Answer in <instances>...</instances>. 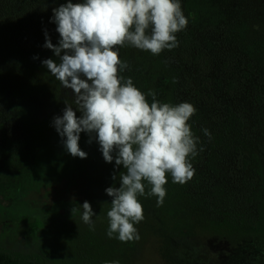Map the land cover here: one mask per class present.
<instances>
[{
  "label": "trees",
  "instance_id": "obj_1",
  "mask_svg": "<svg viewBox=\"0 0 264 264\" xmlns=\"http://www.w3.org/2000/svg\"><path fill=\"white\" fill-rule=\"evenodd\" d=\"M66 2L0 0V153L11 166L25 164L54 126L53 119L37 120L35 104L44 88L56 84L74 101V92L43 64L46 59L59 62L53 50L44 46L46 33L53 44L60 39L57 25L48 27L46 18ZM28 5L37 8V17L23 30L17 11ZM181 5L188 25L176 34L179 46L159 55L129 45L120 47V59L129 55L132 60L130 70L121 74L135 77L140 70L141 75L146 71L136 81H148L146 95L152 92L161 102L195 106L189 121L199 137L198 154L191 159L195 175L187 183H172L181 197L206 215L207 227L219 233L264 234V59L251 53L237 15L218 7L214 10L209 0H181ZM232 56L244 62L239 72L232 69ZM8 74L15 81L4 88L2 80ZM147 99L151 103L153 97L147 95ZM185 262L194 264L187 259L173 263ZM0 264L44 262L4 248Z\"/></svg>",
  "mask_w": 264,
  "mask_h": 264
},
{
  "label": "rangeland",
  "instance_id": "obj_2",
  "mask_svg": "<svg viewBox=\"0 0 264 264\" xmlns=\"http://www.w3.org/2000/svg\"><path fill=\"white\" fill-rule=\"evenodd\" d=\"M209 4L214 10L218 7L240 17L251 53L264 59V0H209ZM36 17L37 8L32 5L17 11L23 30ZM46 25L56 24L48 17ZM128 56L124 61L131 65ZM231 63L237 72L244 65L236 56L231 57ZM146 74L141 75L140 70L138 76ZM138 76L126 78L142 92L150 90L147 80L136 82ZM13 81L15 77L8 74L2 86L8 88ZM67 103L75 110L71 96L50 84L35 104L37 120L62 116ZM77 115L81 113L77 111ZM89 140L88 133H81L79 145L87 158L73 157L53 126L25 164L11 166L0 153V250L34 256L44 264H105L114 260L120 264H175L186 259L194 264L198 260L199 264H264V234L219 233L207 227L206 215L181 197L169 177L167 195L159 206L158 198L147 194L150 185L145 182V195L139 197L144 219L136 225L141 238L130 242H121L115 234L109 238L107 212L113 198L106 189L119 186L123 167L116 169L115 160L107 163L98 141ZM85 201L96 214L92 217L94 229L82 220ZM73 207L79 211L72 216Z\"/></svg>",
  "mask_w": 264,
  "mask_h": 264
},
{
  "label": "clouds",
  "instance_id": "obj_3",
  "mask_svg": "<svg viewBox=\"0 0 264 264\" xmlns=\"http://www.w3.org/2000/svg\"><path fill=\"white\" fill-rule=\"evenodd\" d=\"M52 11L60 39L53 44L46 33L44 46L59 62L46 59L43 64L75 94V110L67 103L54 126L73 157L87 158L79 145L86 132L89 143L98 141L107 163L115 160L116 169L123 167L119 186L106 189L113 198L107 235L115 234L121 242L138 241L136 225L144 219L139 197L145 195V182L150 185L147 194L157 197L159 206L167 195L169 174L179 184L195 175L191 159L198 154L199 137L189 121L197 110L189 102H161L152 92L147 94L153 97L149 103L133 80L121 74L129 65L120 59L119 48L129 45L159 55L178 47L176 34L188 25L181 0H67ZM203 131L211 136L208 129ZM81 207L83 222L94 229L91 204L85 201ZM71 211L73 216L79 209Z\"/></svg>",
  "mask_w": 264,
  "mask_h": 264
}]
</instances>
